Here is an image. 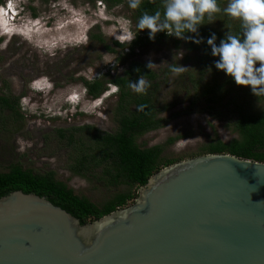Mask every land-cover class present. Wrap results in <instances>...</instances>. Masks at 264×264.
Listing matches in <instances>:
<instances>
[{
  "label": "rangeland",
  "instance_id": "obj_1",
  "mask_svg": "<svg viewBox=\"0 0 264 264\" xmlns=\"http://www.w3.org/2000/svg\"><path fill=\"white\" fill-rule=\"evenodd\" d=\"M123 1L109 7L103 0H2L0 95L20 97L24 121L10 129L0 128V173L13 165L39 174L53 172L75 195L97 206L124 192V187L111 190L104 186L96 172L89 177L73 174L69 169L73 153L59 140L56 130L91 125L103 132L114 131L116 87L107 85L106 92L92 99L86 95L81 79L92 81L122 75L130 61L146 66L151 60L157 64L151 71L160 78L158 103L173 105L160 114L166 124L139 137V145H163L169 138L179 137L166 146L162 155L182 161L198 156L212 139L228 143L238 138L232 128L228 97L213 109L203 103L190 106L181 86L187 82L188 73H197L198 64L196 54L186 50L182 39H151L133 52L130 50L128 45L135 37V28L128 0ZM218 2L223 8L229 0ZM8 4L15 12L13 20L3 16L2 9ZM207 25L222 34L228 31L222 14ZM99 34L108 46L114 47L115 53L90 39V35ZM114 42L126 49L114 46ZM130 52L127 61L121 63ZM179 64L188 70L175 76L170 67ZM209 73L205 81L211 80ZM240 89L242 96L252 93L250 87L235 88ZM133 202L129 201L127 206Z\"/></svg>",
  "mask_w": 264,
  "mask_h": 264
},
{
  "label": "water",
  "instance_id": "obj_2",
  "mask_svg": "<svg viewBox=\"0 0 264 264\" xmlns=\"http://www.w3.org/2000/svg\"><path fill=\"white\" fill-rule=\"evenodd\" d=\"M81 224L45 197L0 198V264H264V163L205 154Z\"/></svg>",
  "mask_w": 264,
  "mask_h": 264
},
{
  "label": "trees",
  "instance_id": "obj_3",
  "mask_svg": "<svg viewBox=\"0 0 264 264\" xmlns=\"http://www.w3.org/2000/svg\"><path fill=\"white\" fill-rule=\"evenodd\" d=\"M103 1L109 7L118 6L124 2L123 0ZM1 4L2 0H0ZM129 10L130 20L135 28V39L128 46L133 52L135 47H141L151 40L149 30L140 31L136 27L141 15L144 12L153 14L157 10L163 12V8L161 0H143L139 9L130 8ZM222 16L228 27L227 33L231 31L233 34H240L241 22L225 14ZM207 22L205 18V24L199 27V35L187 33L186 36L191 39H182L186 50L196 54L194 59L198 64V70L196 74H187V82L181 86V89L185 91L190 106L203 103L208 109H213L228 97L227 104L232 108V128L238 138L228 143H223L217 138L212 139L202 148L198 156L225 153L264 163V96L257 97L253 93H244L245 95L242 96L241 89L235 90L239 86L234 79L215 67V61L219 57L212 55L207 40L211 34L215 33L216 43L219 45L226 33L222 34L218 30L211 29ZM168 37L171 36L160 32L155 39ZM200 38H203L202 43L194 42ZM90 39L102 45L109 53H115L114 47L108 46L100 34L90 35ZM176 42L175 45H177ZM113 44L120 49L125 48L118 42ZM130 55L131 52L120 62H126ZM136 69L140 71L137 72ZM209 72L212 73V78L205 81V76ZM140 75H144L151 82L147 95L137 94L129 87L130 82L137 81ZM159 79L158 74L135 61L129 62L122 75L113 78L103 76L92 81L81 79L86 95L92 99H98L106 92L107 85L116 87V102L112 113L116 128L112 132H103L94 126L83 125L56 130L59 140L73 153L69 167L73 174L89 177L92 176V172H96L104 186L111 190L124 187L126 188L124 192L114 194L101 206H97L88 199L75 195L72 189L55 178L53 172L39 174L13 165L8 171L0 173V198L12 191L33 193L45 197L55 206L64 209L81 224L91 220V222L96 221L118 208L127 206L129 201H134L137 190L147 183L152 174L181 161L167 159L162 155L166 146L175 143L180 139L179 137L169 138L165 144L151 147H142L137 143L139 137L162 128L166 120L161 118L160 114L173 107L172 104L159 105ZM19 101V96L0 95L1 129H10L12 126L23 123L24 117L20 111ZM256 104L259 105L258 108ZM140 105L146 106L143 111L138 110Z\"/></svg>",
  "mask_w": 264,
  "mask_h": 264
},
{
  "label": "clouds",
  "instance_id": "obj_4",
  "mask_svg": "<svg viewBox=\"0 0 264 264\" xmlns=\"http://www.w3.org/2000/svg\"><path fill=\"white\" fill-rule=\"evenodd\" d=\"M142 2L143 0H128V5L136 10L140 8ZM161 5L163 12L159 10L153 14L144 12L136 25L140 31L149 30L150 39H155L160 32L180 39H191L186 36L187 33L199 35V27L205 24V18L212 23L216 15L221 13L239 20L240 34L229 31L217 45V37L213 33L207 43L211 47L212 55L219 57L215 61L217 69L232 77L238 86L250 87L255 96H264V0H229L227 6L223 8L218 0H161ZM134 39L135 37L130 43ZM194 42L202 43L203 38ZM156 66L157 64L151 60L146 64L150 70ZM187 70V67L180 64L170 67L171 73L175 76ZM129 87L137 94L147 95L151 82L144 75H140L137 81L130 82ZM145 107L140 105L138 110L143 111Z\"/></svg>",
  "mask_w": 264,
  "mask_h": 264
},
{
  "label": "bare ground",
  "instance_id": "obj_5",
  "mask_svg": "<svg viewBox=\"0 0 264 264\" xmlns=\"http://www.w3.org/2000/svg\"><path fill=\"white\" fill-rule=\"evenodd\" d=\"M4 17H5V16H4ZM4 19L10 20V19L8 18V16H7V17H5Z\"/></svg>",
  "mask_w": 264,
  "mask_h": 264
}]
</instances>
